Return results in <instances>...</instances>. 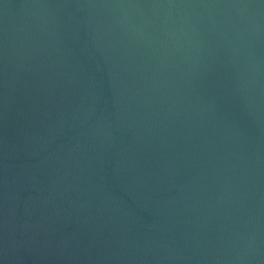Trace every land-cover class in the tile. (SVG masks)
Returning <instances> with one entry per match:
<instances>
[{"label":"water","instance_id":"water-1","mask_svg":"<svg viewBox=\"0 0 264 264\" xmlns=\"http://www.w3.org/2000/svg\"><path fill=\"white\" fill-rule=\"evenodd\" d=\"M0 264H264V0H0Z\"/></svg>","mask_w":264,"mask_h":264}]
</instances>
